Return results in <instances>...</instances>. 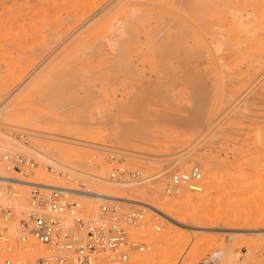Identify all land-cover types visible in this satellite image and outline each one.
<instances>
[{
    "label": "rangeland",
    "instance_id": "rangeland-1",
    "mask_svg": "<svg viewBox=\"0 0 264 264\" xmlns=\"http://www.w3.org/2000/svg\"><path fill=\"white\" fill-rule=\"evenodd\" d=\"M142 1L0 0V152L36 161L0 174L142 210L150 248L121 264H260L264 0ZM193 166L202 189L167 192Z\"/></svg>",
    "mask_w": 264,
    "mask_h": 264
},
{
    "label": "built area",
    "instance_id": "built-area-1",
    "mask_svg": "<svg viewBox=\"0 0 264 264\" xmlns=\"http://www.w3.org/2000/svg\"><path fill=\"white\" fill-rule=\"evenodd\" d=\"M107 154L113 158L115 152L107 150ZM35 164L32 158L19 152H0V166L7 171L25 172ZM50 169L53 171L54 167ZM117 175L113 172L110 180L115 181ZM27 186L25 209L18 211L20 204L11 187H7L8 191L0 190V264H96L100 258L121 264L132 253L149 250V242L135 234L144 226L142 210L113 201L100 205L95 214L88 215L85 206L71 197L73 193L68 187L38 183ZM181 188L194 192L202 189L197 166L167 178V192L176 193ZM151 228L157 226L152 224ZM34 246L43 247L44 252L33 256ZM216 258L209 255L200 264H219ZM260 264H264V247Z\"/></svg>",
    "mask_w": 264,
    "mask_h": 264
},
{
    "label": "bare ground",
    "instance_id": "bare-ground-1",
    "mask_svg": "<svg viewBox=\"0 0 264 264\" xmlns=\"http://www.w3.org/2000/svg\"><path fill=\"white\" fill-rule=\"evenodd\" d=\"M138 1V3L140 4L141 2V4H143V5H145L146 3H147V1H142V0H140L141 2H139V0H137ZM132 3V2H131ZM135 3V2H134ZM149 5V4H148ZM236 14V13H235ZM79 61V60H78ZM263 89H264V87H263ZM75 94H77V91L75 90L74 91V95ZM6 172V171H5ZM7 173V172H6ZM2 176V178L0 179L1 180V182H11L12 184H21V185H27L28 183H35V184H45V183H41V182H36V181H30V180H24V179H19V178H15L14 176H12L11 174H9V173H7V174H4V173H2L1 174ZM112 180H114V179H112ZM0 182V183H1ZM46 185H52V184H46ZM52 186H57V185H52ZM57 187H64V186H57ZM69 189H71V191H72V193L73 194H77V195H81V196H89V197H94V198H96V199H102V200H104V199H108V197H113V198H119L118 196H113V195H111V194H109V193H107V192H100V191H80V190H76V189H72V188H69ZM124 200H129V199H127V198H124ZM118 203H120V202H118ZM145 203V202H144ZM150 209H158L157 207H156V204H149V203H145Z\"/></svg>",
    "mask_w": 264,
    "mask_h": 264
}]
</instances>
